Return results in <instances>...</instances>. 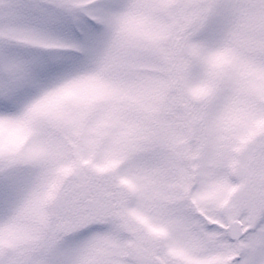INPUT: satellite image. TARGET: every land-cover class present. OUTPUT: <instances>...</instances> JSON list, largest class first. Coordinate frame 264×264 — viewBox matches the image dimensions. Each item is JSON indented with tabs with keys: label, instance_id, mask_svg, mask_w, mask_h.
I'll return each instance as SVG.
<instances>
[{
	"label": "snow or ice",
	"instance_id": "snow-or-ice-1",
	"mask_svg": "<svg viewBox=\"0 0 264 264\" xmlns=\"http://www.w3.org/2000/svg\"><path fill=\"white\" fill-rule=\"evenodd\" d=\"M0 264H264V0H0Z\"/></svg>",
	"mask_w": 264,
	"mask_h": 264
}]
</instances>
